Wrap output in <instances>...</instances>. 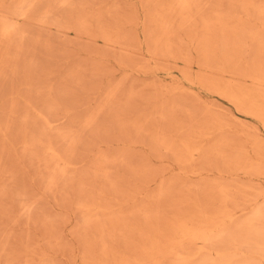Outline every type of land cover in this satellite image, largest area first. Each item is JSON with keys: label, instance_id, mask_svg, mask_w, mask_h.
<instances>
[{"label": "rangeland", "instance_id": "rangeland-1", "mask_svg": "<svg viewBox=\"0 0 264 264\" xmlns=\"http://www.w3.org/2000/svg\"><path fill=\"white\" fill-rule=\"evenodd\" d=\"M20 1L0 0V29L1 15L19 28L0 35V264H179L177 249L146 256L157 229L188 218L235 232L264 210V123L213 90L230 84L264 110V87L244 76L264 62V0H199L185 24L166 13L170 49L159 42V14L174 0H31L26 19L15 14ZM219 16L240 39L227 68L232 44L223 49L217 34V62L204 45V23ZM50 145L69 164L55 184ZM161 241L164 251L184 248L188 264L231 251ZM238 248L232 263L264 264Z\"/></svg>", "mask_w": 264, "mask_h": 264}, {"label": "bare ground", "instance_id": "bare-ground-1", "mask_svg": "<svg viewBox=\"0 0 264 264\" xmlns=\"http://www.w3.org/2000/svg\"><path fill=\"white\" fill-rule=\"evenodd\" d=\"M61 3L63 5H66L68 3V0H61ZM32 4H34V3L31 0L20 1L19 4L17 5V9L15 11V14L17 15V17L18 18H24V19L29 18V15H30L29 12L33 7ZM247 6H252V5H251V3L250 4L247 3ZM256 6L257 5H255V7ZM199 11H200L199 0H174V2H172V4H170L164 10V12L159 14V17L161 20V31H162V36H163L161 38V40L159 41L161 43V45L165 46L167 49L171 48L169 37H170V34L172 33V27H171L172 20L171 19L169 20V17H168V15H166V13L170 12L171 14H174V13L177 14L181 18V21L184 22V24H185V23L192 21L194 18V14L199 13ZM262 12L264 14V7L262 8ZM1 17H2V24H1V29H0L1 37L7 38V37H9L13 34H17L19 32V28H18L16 19H14L11 16L9 17L7 15H1ZM49 17H51V16H49ZM47 18H48V16H47ZM42 19H44V18L41 17V20ZM251 26H253V25H251ZM204 29L206 32V36L204 39V45H205V48L207 49L206 51L208 52L207 59L212 60V62H214V61L217 62L218 54H219V52H217V50H219L221 46L224 49L225 47L232 44V50H234V53L231 55L226 54L224 56V61H223V65L225 66V68L232 65V63L237 58L235 55L240 52L239 50L241 47L240 42H239L240 39L238 38V33H237L238 27L229 26L228 23L224 20V18L222 16H219L214 22H205L204 23ZM215 29H217V30L219 29V31L217 32ZM218 33L221 34V39H222L221 46H220V44L217 45V43L220 42V41H217V37H218L217 34ZM243 33H245V30ZM253 35H255V34H253ZM263 40H264V37H263ZM3 44H5V43H3ZM260 46L262 48V47H264V44H263V46L262 45H260ZM261 48H260V50H261ZM255 50H256V48H255ZM260 50H259V52H260ZM225 51H226V53H228L227 50H225ZM255 54H256V51H255ZM262 56H261V58H262ZM242 57H243V55H242ZM258 57H260V56L258 55ZM189 58L190 57H188V59ZM255 60H256V57H255L254 61ZM259 63H260L261 67L259 68L258 71L254 70L253 73L244 74V76L247 78H250L251 81L254 84L258 85L259 87H264V70H263L264 67L262 65V63H264V62H259ZM257 66H259V65L257 64ZM230 69L231 70L227 69V71H225V69L221 67L220 71L223 72V75L225 77H229L231 79H237V77L241 75L235 68H230ZM203 80L205 81V79H203ZM213 85H214L213 90L216 93H218L221 96L229 99L234 104H236L238 106L249 105L250 108H248L247 112H249L250 114L261 119L262 122L264 123V118H262L263 112H261L264 110L258 106L259 104L257 101L253 100L252 95L245 93V92L244 93L239 92L238 90L233 89V87L230 84L227 86H222L219 83L214 82ZM162 143L164 145H166L168 149H173V145L167 144L165 142V140H162ZM48 150H50L52 155H54L58 159L57 164L59 167V172L56 173L52 177V179H53L52 182L55 184L58 178H62L63 176H65V173L67 171L66 166L69 164H68L67 159L61 157V155L58 153V151L52 145L49 146ZM221 150H222L221 148H218L216 151L219 153L220 152L222 153L223 151H221ZM194 151H197V149L191 150V152H194ZM100 171H103L101 166H99V170H97V172H100ZM164 172H165V169H164ZM162 196H163V194L160 195V199L162 198ZM25 199H26V197H25ZM21 202H22V200H21ZM182 212H184V211H182ZM150 216L153 218L147 217L146 218L147 222L153 223V224L160 222V216L159 215H151L150 214ZM225 217L231 218L232 215L226 214ZM120 223H122V221H117L114 224L118 225L119 227L120 226L122 227V224H120ZM219 225H220V223L213 220L211 223L204 224V226H202L201 223L197 224L195 226V224L192 222L191 219H188V218L179 219L178 218L175 222L172 223L173 229L170 230L168 233L162 232L161 231L162 229L161 230L157 229L153 233V235L148 238V245L144 248V250L146 251V256L147 257H153V256L157 255V253H160V252L167 253L168 250H170V249L171 250L177 249L173 253L178 257L179 264H188V262H187L188 258L185 257L187 252L185 251L184 248L182 250V249L174 248V246H168V248L165 251L163 250L161 240L165 237H170L172 235L173 236L177 235L179 238H182V239L197 241L200 244L201 249H204L205 247H207V248L210 247L217 254H221V251L218 249V245L223 244V243L231 244V246H230L231 251L227 252V253H229V256L227 257L226 255H224L225 259H222L221 261H218V262L217 261L213 262L211 264H234V263H232V258H234L236 255H239L237 252V250L239 249L238 247H243V246L247 247L246 250L249 254L251 253L253 255H264V210H262L261 208L255 209L252 212V215L250 216V218L245 223V226L240 227L239 230H237L235 232L229 231L228 229L218 228L217 226H219ZM199 226H202V227H199ZM249 240H252L254 244L251 245L252 242H249ZM238 242H240L242 246L241 245L238 246L237 245ZM140 258H142V257H139L138 259H140ZM158 262H156V263L158 264ZM120 264H133V263L131 261H126V262H122ZM240 264H256V261L253 258L251 261L246 260Z\"/></svg>", "mask_w": 264, "mask_h": 264}]
</instances>
